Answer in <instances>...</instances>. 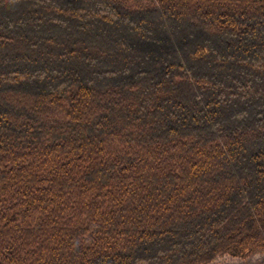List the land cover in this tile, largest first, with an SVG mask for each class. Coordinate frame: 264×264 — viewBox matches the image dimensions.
I'll return each instance as SVG.
<instances>
[{
	"label": "trees",
	"instance_id": "1",
	"mask_svg": "<svg viewBox=\"0 0 264 264\" xmlns=\"http://www.w3.org/2000/svg\"><path fill=\"white\" fill-rule=\"evenodd\" d=\"M263 253L264 0H0V264Z\"/></svg>",
	"mask_w": 264,
	"mask_h": 264
},
{
	"label": "rangeland",
	"instance_id": "2",
	"mask_svg": "<svg viewBox=\"0 0 264 264\" xmlns=\"http://www.w3.org/2000/svg\"><path fill=\"white\" fill-rule=\"evenodd\" d=\"M264 261L263 254H254L245 258L233 257L231 255L218 256L211 260L208 264H254Z\"/></svg>",
	"mask_w": 264,
	"mask_h": 264
},
{
	"label": "bare ground",
	"instance_id": "3",
	"mask_svg": "<svg viewBox=\"0 0 264 264\" xmlns=\"http://www.w3.org/2000/svg\"><path fill=\"white\" fill-rule=\"evenodd\" d=\"M217 257H218V256H217ZM215 258H216V257H215ZM212 260H213V259H212ZM208 263H209V262H208ZM208 263H207V264H208Z\"/></svg>",
	"mask_w": 264,
	"mask_h": 264
}]
</instances>
